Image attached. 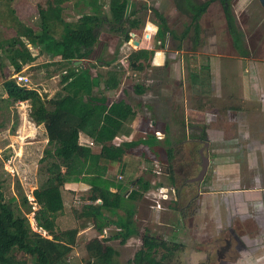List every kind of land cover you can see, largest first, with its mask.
<instances>
[{
    "label": "rangeland",
    "instance_id": "obj_1",
    "mask_svg": "<svg viewBox=\"0 0 264 264\" xmlns=\"http://www.w3.org/2000/svg\"><path fill=\"white\" fill-rule=\"evenodd\" d=\"M109 2L110 0H0V40L14 38L18 22L31 28L35 35L40 34L44 27L48 35L59 39L62 28L57 20L49 21L43 26L40 23L39 12H47L50 3L60 11V18L66 22H75L82 13L95 12L101 16H109ZM155 11L166 18L169 29L177 36L188 23L187 18L175 10L173 0H126L125 17L132 16L129 19L138 22V31H133L139 36L132 37V31L129 34L131 39L125 42L123 33L127 26L117 27V30L114 26L115 32H110L108 25L104 24L99 44L95 47L94 57L96 55L95 58L101 59L96 72L103 75L108 70L115 71L119 81L116 90L104 94L110 102L121 99L126 101L135 112V116L125 126L126 132H135L133 140L163 129L165 125L161 120H157L158 126H151V122L155 120V108L162 115V120L170 119L173 112L172 120L166 122L165 126L167 130L164 140L167 143L154 151L147 147L137 148L130 155L132 157L127 159L125 170L120 167L110 177L126 190L132 189L130 183L136 178L142 177L151 183L143 199L135 204L134 223L138 235L129 238L124 245L119 244L118 240L107 241L117 229L111 226L105 229L106 238L103 240L106 241L103 242L117 251L114 258L116 264H129L141 248V237L145 233L164 241L169 248L178 247L172 256L167 255L165 250H158L157 259L162 255L168 256L164 262L166 264H221L217 258L218 250L229 231L236 232L239 229L238 223H233L230 227L227 225L226 218L232 214L233 206L228 202H221L222 233L217 234V230L213 228L215 233L212 236L205 235L204 239H207L202 241L201 235L197 233L201 231L203 223L207 222L205 225L208 226L210 220L201 219L199 212L211 208L202 206L199 209V199L193 201L197 185L189 180L195 178L200 171V154L204 157L208 155V170L201 187L203 192L209 191L208 187L211 181L216 180L215 174L221 172L220 168L229 167L233 168L232 172L238 183L223 180L215 186L216 192L212 193L225 194L228 198L238 196V204L240 198H243L244 190L253 189L255 195H264V154L258 153V148L264 147V138L258 132L261 125L258 124L259 115L254 111L260 110L257 104H262L261 101L264 100V10L258 0H232L233 15L237 26L244 33L245 47L250 53L245 59L239 57L232 47L218 2L212 3L201 18L200 40L194 47L196 49H192L190 36L182 42L180 51L176 49L178 40L171 36H166L165 43L161 46L156 36ZM132 40L137 41L140 46H131ZM26 46L30 56L36 57V60L25 64L20 71L30 80V88L39 90L47 99L62 94L61 76L70 71L74 64L51 60L45 54H39L37 46L29 43ZM189 57L196 60V70L201 66L208 68L209 86H193L187 70ZM4 64L5 68L0 74L6 76L13 68L8 61L4 60ZM136 85L144 87L142 95L134 92ZM94 93L99 96L103 94V90L95 89ZM5 98L0 81V193L6 202L20 206L21 196H26L32 203L33 190L43 189L50 184V176L41 174L47 139L44 128L34 125L28 119V103L10 104ZM196 106L201 108V113L196 118L191 113L188 118L195 119V123L189 122L186 127L185 122L182 124L185 111L191 112ZM246 106L252 108V115L245 111ZM232 107L239 110L236 114L232 113L237 116L236 123L227 118V111L233 110ZM248 115L250 118H247ZM247 119L257 121L245 124L244 120ZM136 120H139L137 125L134 123ZM129 124L133 125V129ZM244 126L249 135L246 138L240 137L241 131L245 130ZM200 127H203L207 141L192 139L199 137ZM92 151L96 153L98 148H93ZM170 152L172 158L168 157L167 153ZM166 170L174 178L173 185L169 182ZM226 174L227 172L224 173ZM161 186L167 189L166 198L160 201L161 209H153V199L161 200L158 193ZM88 190L76 195H66L63 212L56 218L57 231L79 230L75 246L67 257V264H85V244L100 236L90 223L77 219ZM251 210L253 209H249ZM117 213L123 215L121 211ZM108 216L111 220L115 219L109 214ZM27 218L32 229L36 230L33 214L27 215ZM83 223L87 226L84 230L81 229ZM248 225V229L252 228L251 222ZM243 228L247 229L243 226L240 231H244ZM233 254L236 255V252H230V255ZM13 257L16 264H30V260L22 254L14 253Z\"/></svg>",
    "mask_w": 264,
    "mask_h": 264
},
{
    "label": "trees",
    "instance_id": "obj_2",
    "mask_svg": "<svg viewBox=\"0 0 264 264\" xmlns=\"http://www.w3.org/2000/svg\"><path fill=\"white\" fill-rule=\"evenodd\" d=\"M214 2H218L222 8L233 49L242 59L248 58L250 53L245 47L244 33L237 26L233 15L232 0H173L175 10L188 20L178 36L169 29L166 18L155 11L156 36L160 45H164L166 36H171L178 40L176 49L180 51L182 42L190 36L192 49L196 47L200 40L201 18ZM52 5L50 3L47 12H39L40 23L43 26L49 21L57 20L62 28L59 39L48 35L44 27L40 34L35 35L31 28L18 22L16 36L0 40V71L5 68L4 60L13 68L6 76L0 74L5 101L10 104L28 103V119L34 125L44 128L47 148L43 152L41 174L48 175L51 179L49 186L33 190L32 203L26 196H21L20 206H14L11 202H6L0 193V264H16L14 253L24 255L30 260V264H67V257L75 246L79 230L56 229L57 215L63 211L61 188L65 183L82 182L89 186L77 219L90 223L99 235L107 227L117 228L107 241L118 240L121 245L138 235L134 223L135 204L143 199L151 186L150 181L140 177L130 183L133 184L131 190H126L121 184L106 177L108 166L121 163L126 154L141 146L151 148L152 139L155 138L154 135L147 134L145 139L114 143L125 123L135 116V112L123 100L109 102L104 94L118 88L117 73L108 70L102 75L96 72L101 59L95 58L97 56L94 57V53L104 24L108 25L110 32H115L114 26L116 30L117 27L127 26L123 33L125 42L131 39L130 32L138 31V22L129 19L132 16L125 17L126 0H110L109 16H101L95 12L82 13L75 22L64 21L59 17L60 11ZM131 34L139 36L134 31ZM28 43L37 46L39 54H45L51 60L69 65L80 62V65L72 66L70 71L62 74V94L47 99L39 90L20 86L11 79L25 64L36 60L28 52ZM195 61L189 57L187 67L193 86H209L208 68L201 66L200 71L196 70ZM99 88L103 90V94L98 96L94 90ZM134 92L142 95L145 89L136 85ZM199 134V137L192 139L206 141L203 128ZM80 135L87 136L92 146L99 149L98 152L94 153L90 147L80 145ZM167 154L172 158L171 152ZM168 179L173 185L174 178L170 174ZM33 207L36 209L33 210ZM118 211L123 215H119ZM31 213L36 230L32 229L27 218ZM108 214L115 219L111 220ZM83 224L82 230L87 228ZM103 241L106 240L93 238L85 244V264H116L114 258L117 251L106 246ZM159 249L172 256L178 247L169 248L164 241L145 233L141 237V248L129 264H166L164 262L167 255L156 258Z\"/></svg>",
    "mask_w": 264,
    "mask_h": 264
},
{
    "label": "crops",
    "instance_id": "obj_3",
    "mask_svg": "<svg viewBox=\"0 0 264 264\" xmlns=\"http://www.w3.org/2000/svg\"><path fill=\"white\" fill-rule=\"evenodd\" d=\"M1 84H2V82H1ZM108 101H109V99H108ZM117 101H120V100H117ZM112 102H114V101H112ZM124 102H126V101H124ZM261 102H262V104H257V106L260 108V110L255 109L254 111H255V114H257V116L259 115L258 124H259V126L261 125L260 127H258L259 128L258 132L261 133V135H262L261 137L264 138V130H262L264 128V100H262ZM155 107L156 106H154V108ZM232 108H234V107H232ZM245 108H246L245 111L247 110L249 115H252V112H251L252 108L249 106H246ZM154 110L155 111H153V113H154L155 120L151 122V126H153L154 124H156L158 126L159 120H161L160 122H162L166 126V122L172 120L173 112H171V115L169 114L171 116L170 119L167 118L165 120L164 119L162 120V117H161L162 115L160 113H157L156 108ZM200 111H201V108L198 106H196L195 109L192 110L191 112L186 110L185 111V119L183 118L184 121L182 124H184V122H185L186 127H187V124L189 122L195 123V121H194L195 119L189 120L188 116L192 113L195 115L194 118H196V116L201 113ZM238 112H239L238 108H234L233 110L228 109V111H227L228 121L231 120L232 122L236 123V117L237 116L233 115L232 113L236 114ZM249 115L247 118H250ZM186 117H187V119H186ZM233 117H234V119H233ZM192 118H193V116H192ZM260 119H261V121H260ZM128 121L125 123L119 137L116 139L119 142H121V141H134L133 136H134L135 132L132 131V132L128 133L125 131V126H127ZM256 121L257 120L247 119V120H244V123L246 124V122H247V123L251 124V123L256 122ZM134 123H136V125H137V123H139V120H136ZM129 126L132 127L133 125L129 124ZM165 126L163 127V129L160 128V131L159 130L154 131L153 135H155V133H159L160 137H157L156 135L154 136L155 138L152 139L151 148L147 147L149 150L154 151V149H156L157 147H160L162 145H165L164 143H167L166 140H164V138H165L164 134H166L165 131L167 130ZM202 128L200 127L199 129L201 130ZM247 128H248V125H247ZM247 128H246V126H244L245 130L241 131L240 137L246 138L249 136L247 134ZM249 128H251V127L249 126ZM132 129H133V127H132ZM144 132H142V133L146 134ZM242 132H244V133H242ZM120 138L122 139L121 141H120ZM145 138L146 137L141 138V139H145ZM204 138H205V135H204ZM80 141H82V142H80ZM90 142L91 141L87 136H85V135L79 136L80 145L89 147L88 144ZM119 142L115 141L114 143L117 144ZM204 146L206 148H208L207 144H204ZM141 147H146V146H141ZM90 148L93 149V148H97V147L92 146ZM258 150L260 152H258ZM258 150H257L258 153L264 154V147H262V149L260 147V149L258 148ZM134 151H131L128 154H126L123 157L121 163L108 166V171H107V175H106L107 179H112L110 177H113L112 175L116 172L115 170H118L120 167H121V169L123 168L125 170V168L127 166L126 165L127 159L132 157L130 155ZM168 151H170V150H168ZM171 156H172V154H171ZM200 160H201V162H200L199 173L197 174V176L195 178H193L192 180L191 179L189 180L190 182H195L197 185V194L194 197L193 201H196V199H199L198 200L199 209L202 206H205L204 208H208V206H210L211 210L199 212V215L201 214V219L206 218V219H209L210 222H209L208 226L205 225V224H208L207 222L203 223V225L200 227L201 231H199L197 233V235H201L200 238L202 241H204L207 239V238L204 239L205 235L212 236L213 233H215V231L212 230L213 228H215L217 230V232H216L217 234L222 233L221 227H222V221L223 220H222V217L220 216V205H221L222 201L228 202L230 205L233 206L232 207L233 211H232V214L226 218L227 219V225L230 227L233 225V223H238L237 225L239 227V229H237L236 232L232 231V230L229 231L230 232L229 234H231L233 237L232 241H230L231 247L229 248L230 249L229 251L230 252H233V251L236 252V255L233 254L234 260L232 261L231 264H264V195L263 196L255 195L256 192L253 189L244 190L243 198L242 199L240 198V200H239L240 203L238 204V202H236L238 196L237 197L236 196H233V197L229 196V198H228L225 194L219 195V194L212 193V192H216L215 186L219 185L220 184L219 182H221L223 180H228V181L231 180L235 184L238 183V180L235 179V173L232 172L233 168H229V167H228V169L220 168L221 172H217V174H215L216 180L211 181V184L208 187L209 191L203 192L201 190L202 189L201 187L203 186L202 184H204L203 180H204V177H205L206 172L208 170V165H209L210 159H209L208 155L206 157H204V156H202V154H200ZM197 170H198V167H197ZM225 172H227L226 175H224ZM166 175L167 176L169 175L168 170H166ZM132 186H133V184H131V187ZM233 187H234V185H233ZM87 189H89V186L85 183H82V182L65 183L63 185V187L61 188V195H62V199H63V209L65 207L64 206L65 205L64 204V197L66 195L67 196L68 195H76V193L87 191ZM111 191H113V189H111ZM174 200H176L175 195H174ZM199 209L197 210V212L199 211ZM249 209H253V210L249 211ZM248 222H251L250 226H252V228H249V229L247 228L249 226ZM252 224H254V225H252ZM243 226L247 229L245 230L243 228L244 231H240ZM254 228L256 229V231ZM245 231H246V233H244ZM243 233H244V235H242ZM233 242H234V246H233Z\"/></svg>",
    "mask_w": 264,
    "mask_h": 264
},
{
    "label": "built area",
    "instance_id": "obj_4",
    "mask_svg": "<svg viewBox=\"0 0 264 264\" xmlns=\"http://www.w3.org/2000/svg\"><path fill=\"white\" fill-rule=\"evenodd\" d=\"M134 36V35H133ZM11 79L12 80H14L15 81V83L16 84H18V85H20V86H24V87H30V80L25 76V75H23L22 74V72H18V73H14L12 76H11ZM155 135L157 136V137H160L159 136V133H155ZM92 143L90 142L89 144H88V146L89 147H92ZM157 174H159V173H157ZM119 179L121 180L122 178L121 177H119ZM166 192H167V189L165 188V187H160L159 189H158V193L160 194L159 196H160V198H161V200H159V199H153L154 200V205L152 206V208L153 209H161V202L160 201H164L165 200V198H166ZM118 230V229H117ZM106 230L104 229L103 231H102V234L98 237L99 238V240H103L104 238H106Z\"/></svg>",
    "mask_w": 264,
    "mask_h": 264
},
{
    "label": "flooded vegetation",
    "instance_id": "obj_5",
    "mask_svg": "<svg viewBox=\"0 0 264 264\" xmlns=\"http://www.w3.org/2000/svg\"><path fill=\"white\" fill-rule=\"evenodd\" d=\"M232 235L228 234L227 238L224 239V244L220 247V250L217 252V258L220 260L221 264H231L232 261L234 260V256L230 255V247L232 241Z\"/></svg>",
    "mask_w": 264,
    "mask_h": 264
},
{
    "label": "water",
    "instance_id": "obj_6",
    "mask_svg": "<svg viewBox=\"0 0 264 264\" xmlns=\"http://www.w3.org/2000/svg\"><path fill=\"white\" fill-rule=\"evenodd\" d=\"M258 1L260 3L261 7L264 10V0H258ZM131 36L133 37V34H131ZM130 44H131V46H134V47H137L139 45L138 42L135 41V40L130 41ZM77 65H80V62H75L74 63V66H77Z\"/></svg>",
    "mask_w": 264,
    "mask_h": 264
}]
</instances>
